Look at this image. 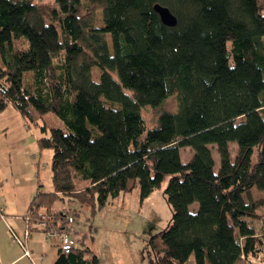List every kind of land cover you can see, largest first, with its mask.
Returning <instances> with one entry per match:
<instances>
[{"label": "trees", "instance_id": "obj_1", "mask_svg": "<svg viewBox=\"0 0 264 264\" xmlns=\"http://www.w3.org/2000/svg\"><path fill=\"white\" fill-rule=\"evenodd\" d=\"M20 38L28 47L14 51ZM0 60V113L12 105L29 126L54 113L66 127L37 141L53 152V192L32 200L30 224L41 211L62 221L59 198L102 209L136 187L144 200L167 180L172 223L149 241L158 264L193 253L196 264H237L262 251L264 199L252 190L264 191V0H0ZM171 96L177 112L149 127L143 109ZM182 148L193 151L186 164ZM58 248L54 264L90 262L78 245Z\"/></svg>", "mask_w": 264, "mask_h": 264}, {"label": "rangeland", "instance_id": "obj_2", "mask_svg": "<svg viewBox=\"0 0 264 264\" xmlns=\"http://www.w3.org/2000/svg\"><path fill=\"white\" fill-rule=\"evenodd\" d=\"M43 1L47 3L52 0ZM95 25L98 28L104 26L102 9H99L96 13ZM107 42L112 51L113 43L110 34H107ZM27 47L28 42L25 38L14 40V51H21L27 49ZM101 73L99 67H93V80L100 81ZM177 109V99L175 96H171L160 107L148 106L142 112L148 126L153 127L163 113H176ZM0 124L1 126L5 125L2 121ZM30 124V127L27 128L22 126L5 129L6 133L3 134L5 140H0V154L3 155L4 162H6L11 150L6 149L4 141H9L18 145L12 152L15 163L19 161L17 156L21 154L22 150L28 152V160L36 155L37 161L40 158L36 174L37 172L40 173V181L43 183L44 188L47 192H51L53 190L51 183L53 152L48 149L39 152L37 139L50 135L52 128L66 129V127L64 122L54 113L45 114L38 120V125ZM42 127H46L45 133L42 132ZM22 139H26V141L21 144L18 143ZM24 146L25 148H23ZM236 147L235 143H230L232 159H235ZM211 149L216 162L215 169L217 170L220 165V158L213 146H211ZM180 154L182 162L186 164L191 160L193 151L190 148H182ZM34 166L36 167L35 163ZM166 187L167 180L161 188L154 190L144 200H141L139 188L136 187L131 192L123 193L116 198H110L107 205L102 209L98 207L93 209L90 205H83L78 200L63 197L54 202L52 212L54 214L66 212V214L73 217L74 222L71 224L73 237L75 236V229L80 226H82L81 230L87 233L85 239L80 238L77 243L82 249H89L85 255L86 259H90L87 264H94L92 260L95 256L98 257V264H158L151 251L149 241L153 236L162 233L172 223V211L164 196ZM252 195L255 199H264V191L256 188L252 190ZM197 208V203L191 206V210ZM257 214L264 218V203L258 209ZM248 221H251L254 225L258 223L257 219L248 218ZM185 264H196L194 253ZM237 264H264V248L255 257L249 259L243 257Z\"/></svg>", "mask_w": 264, "mask_h": 264}, {"label": "crops", "instance_id": "obj_3", "mask_svg": "<svg viewBox=\"0 0 264 264\" xmlns=\"http://www.w3.org/2000/svg\"><path fill=\"white\" fill-rule=\"evenodd\" d=\"M0 119V122L5 123L2 126L0 124V140L4 139L5 129L22 126L24 128L30 127L20 112L12 105H9L4 112L0 113ZM23 141H26V139H22L18 143L21 144ZM4 145L11 152H9L10 155L6 162H4L3 155L0 154V264H54L59 254L58 241L48 239L43 232L33 231L28 240L27 246L31 253L30 257L24 256L23 249L10 238L9 228H13L18 233H23L32 225L29 222V209L35 196L41 192L51 193L53 190L47 192L40 181V173L37 172L36 174L40 158L37 161L36 155H33V158L28 160V152L22 150L21 154L17 156L19 161L15 163L12 152L18 145L9 141H4ZM41 151L39 149V152ZM60 223L62 222L60 221ZM81 227L75 229L74 237L72 236L71 225L69 228L76 245H78L80 238L84 240L87 234L81 230ZM95 257L98 259L97 256Z\"/></svg>", "mask_w": 264, "mask_h": 264}, {"label": "built area", "instance_id": "obj_4", "mask_svg": "<svg viewBox=\"0 0 264 264\" xmlns=\"http://www.w3.org/2000/svg\"><path fill=\"white\" fill-rule=\"evenodd\" d=\"M60 221H58L54 215L41 211L37 221L30 225L23 233H18L13 228H9L10 238L23 249L24 256L30 257L31 253L27 246L28 240L33 231H41L48 239L58 241V246L62 252L68 253L76 245L75 239L69 232V227L74 222V219L72 216L64 213L61 221L62 223H60ZM63 223L65 227H61Z\"/></svg>", "mask_w": 264, "mask_h": 264}, {"label": "water", "instance_id": "obj_5", "mask_svg": "<svg viewBox=\"0 0 264 264\" xmlns=\"http://www.w3.org/2000/svg\"><path fill=\"white\" fill-rule=\"evenodd\" d=\"M154 10L158 13L161 22L168 27H175L178 23L177 17L170 11L169 8L156 4Z\"/></svg>", "mask_w": 264, "mask_h": 264}]
</instances>
